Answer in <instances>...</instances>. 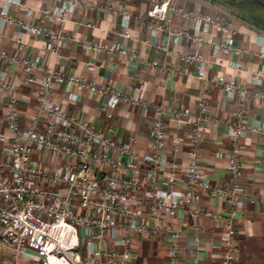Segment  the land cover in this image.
I'll list each match as a JSON object with an SVG mask.
<instances>
[{
	"label": "built area",
	"instance_id": "built-area-1",
	"mask_svg": "<svg viewBox=\"0 0 264 264\" xmlns=\"http://www.w3.org/2000/svg\"><path fill=\"white\" fill-rule=\"evenodd\" d=\"M8 1L0 2V24L15 19L8 10ZM148 2L146 14L157 20L150 23L152 31L163 29L171 41L186 37L193 43L192 51L180 53L185 58L201 59L198 48L204 43L220 47L226 52L248 51L235 43L232 34L228 32V25L216 13L187 10L181 4H175L174 0ZM81 3L82 0H54L52 5L42 7L44 19L58 22V29L44 23L24 22V25L33 32L43 33L46 47L58 53L61 42L73 38V34L64 31L62 23L71 10ZM95 5L100 8L110 7L109 3ZM114 9L119 13L120 23L124 26L122 33L128 34L126 26L131 14L122 4ZM169 9L192 16L194 29L191 31L179 25H166ZM203 22L210 23L222 32L218 40L199 31ZM17 41L21 43L22 37L18 36ZM84 43L86 46H98L88 39ZM110 47L125 52L117 44H111ZM157 47L167 53L171 50L168 41L158 43ZM256 52L263 54V48ZM4 56L5 51L0 50V57ZM13 57L25 69L42 67L43 72L36 90L34 110L21 121L16 89L0 69V96L5 97L6 122L5 128L0 126V243L11 248L12 264H130L133 254L131 237L135 234L153 235L167 228L168 224L162 225L158 221L161 211L173 215L178 207L188 214L196 238L197 218L202 214L219 215L209 208L200 209L193 203L197 186L218 194L227 203L228 209L220 233L223 247L219 264H233L237 243L232 218L235 210L243 203V196L252 202H264V182L262 196L246 193L239 186L241 138L250 131L258 130L264 138V127L259 128L243 120L244 103L249 95L243 84L220 72L207 76L203 68L197 70V75L205 81L218 83L227 94H235L240 99L236 118L231 121L221 119L230 138L226 163L229 182L213 183L198 163L199 140L205 128L203 119H208L205 114H197L193 118L186 106H175L163 101L155 104L156 113L149 130L150 150L139 156L133 147L135 136L128 135L119 140L87 118L68 112L63 104L55 102L49 94L54 82L67 77L77 87L87 86L98 93H108L105 99L107 114H110L118 99L138 102L139 96L125 94L118 88H110L94 79L65 72L51 64L42 65L37 58ZM147 62L155 64L157 60L150 59ZM235 65L240 67L239 62ZM259 73L255 71L252 76L258 78ZM255 93L263 94L262 91ZM74 96L75 92L68 91L65 97L73 99ZM205 101V92L201 91L198 99L201 109H204ZM167 112L192 121L193 125L191 147L183 173L176 174L172 170L175 161H170L164 185L161 186L157 183V168L160 165L165 131L163 117ZM212 120L217 122L218 118ZM178 137L175 135L173 141L176 142ZM33 150L39 152L37 157L32 156ZM122 154L126 155L125 159ZM140 159L145 162L144 165ZM139 172L148 178V184L144 187L138 178ZM182 182L184 187L174 186ZM148 215L157 221L151 223ZM180 232L179 228H172L169 232L166 264H179ZM115 234L119 235L120 248L109 243V238ZM21 256L34 262H20ZM37 258H41V263L35 260Z\"/></svg>",
	"mask_w": 264,
	"mask_h": 264
},
{
	"label": "crops",
	"instance_id": "crops-1",
	"mask_svg": "<svg viewBox=\"0 0 264 264\" xmlns=\"http://www.w3.org/2000/svg\"><path fill=\"white\" fill-rule=\"evenodd\" d=\"M4 0H0L2 2ZM75 6L62 23L64 31L73 34L61 42L59 52L54 53L46 47L45 35L33 32L24 22L44 23L54 29L60 24L43 17L42 7L49 6L54 0H9V12L14 20L0 24V50L6 56L0 57V69L6 79L16 89L19 119L24 120L34 110L36 90L39 85L42 67L25 69L13 56L37 58L42 65L51 64L65 72L94 79L110 88H118L125 94H136L140 100L133 102L120 98L106 113L105 99L108 93H98L87 86L77 87L69 78L64 77L54 82L50 90V98L63 104L68 112L87 118L109 135L121 140L128 135L135 136L133 145L139 156L150 150V124L156 113L155 104L163 101L175 106H186L194 118L197 114H205V128L199 140V166L213 183H228L229 172L226 163L230 149V138L221 119L234 120L240 99L235 94H227L218 83L197 75L203 68L207 76L220 72L231 76L249 91L245 100L243 120L250 125L264 127V31L247 22L234 17L225 9L210 0H174L185 9H199L209 13H221L228 23V32L235 43L248 51L226 52L209 43L202 44L198 51L201 59L185 58L180 55L194 49L193 43L186 37L177 41L167 39L165 30L152 31L151 22L156 19L146 14L148 0H90ZM109 3L110 7L100 8L95 4ZM122 4L131 14L128 23V34H123L124 26L120 23V15L114 7ZM112 6V7H111ZM90 22V23H89ZM168 26L179 25L189 30L194 29L192 16L168 10L165 20ZM203 34H210L218 40L221 31L210 23L203 22L199 28ZM23 41L19 43L17 37ZM98 44L86 46L84 40ZM168 41L169 53L157 47V44ZM117 44L125 49L111 48ZM263 54H258L260 48ZM255 52V53H252ZM133 54V55H131ZM156 59L155 64L149 63ZM239 62L240 67L235 64ZM91 65V66H89ZM259 71L258 78L253 72ZM68 91L75 92L73 99H66ZM201 91L205 92L204 109L198 103ZM262 91L263 94L255 93ZM145 107V108H144ZM5 97L0 96V126L6 127L4 118ZM165 131L162 136L160 165L157 168V183L164 185L165 172L169 162L175 161L172 170L182 174L188 161V150L191 147L192 121L183 120L169 112L164 114ZM212 118H218L214 122ZM193 120V119H192ZM179 136L177 141L173 137ZM239 186L246 193L262 196L264 182V138L260 130L250 131L241 138L240 143ZM0 154H2L0 152ZM39 152L32 151L37 157ZM117 155V153H116ZM125 159L126 155L122 154ZM144 165V161L140 159ZM141 186L148 184V178L139 172ZM175 187H184L182 182ZM193 203L209 208L219 215L202 214L197 218V236L191 220L182 208L178 207L173 215L161 211L159 223L168 224L160 232L143 236L135 234L131 237L132 256L130 264H166L168 256L169 232L172 228L181 230L179 236V264H219L222 252L220 233L226 217L227 203L218 194L197 186L194 189ZM233 215L236 228V253L233 264H264V202H252L246 196ZM148 220H157L148 215ZM161 220V221H160ZM119 235L109 238V243L117 248ZM84 248L83 244L81 246ZM12 250L0 243V264H12ZM38 262V258L35 259ZM20 262L33 261L21 256ZM34 262V261H33Z\"/></svg>",
	"mask_w": 264,
	"mask_h": 264
},
{
	"label": "trees",
	"instance_id": "trees-1",
	"mask_svg": "<svg viewBox=\"0 0 264 264\" xmlns=\"http://www.w3.org/2000/svg\"><path fill=\"white\" fill-rule=\"evenodd\" d=\"M232 15L264 30V0H218Z\"/></svg>",
	"mask_w": 264,
	"mask_h": 264
},
{
	"label": "rangeland",
	"instance_id": "rangeland-1",
	"mask_svg": "<svg viewBox=\"0 0 264 264\" xmlns=\"http://www.w3.org/2000/svg\"><path fill=\"white\" fill-rule=\"evenodd\" d=\"M210 1H213L214 3H216V4H218L220 7H222L223 9H225L219 2H218V0H210ZM226 10V9H225ZM227 11V10H226ZM228 12V11H227ZM229 13V12H228ZM217 15H218V17L219 18H221V19H223L224 20V22H226V24L228 25V23H227V20H226V18L223 16V15H221V13H216ZM230 14V13H229ZM232 15V14H231ZM234 16V15H233ZM234 17H236V16H234ZM238 18V17H237ZM240 19V18H239ZM242 20V19H241ZM244 21V20H243ZM246 22V21H245ZM248 23V22H247ZM248 24H250V23H248ZM250 25H252V24H250ZM253 26V25H252ZM255 27V26H254ZM262 30V29H261ZM264 31V30H263Z\"/></svg>",
	"mask_w": 264,
	"mask_h": 264
},
{
	"label": "water",
	"instance_id": "water-1",
	"mask_svg": "<svg viewBox=\"0 0 264 264\" xmlns=\"http://www.w3.org/2000/svg\"><path fill=\"white\" fill-rule=\"evenodd\" d=\"M38 263H41V258H38Z\"/></svg>",
	"mask_w": 264,
	"mask_h": 264
}]
</instances>
